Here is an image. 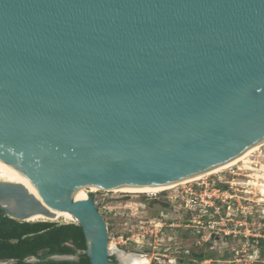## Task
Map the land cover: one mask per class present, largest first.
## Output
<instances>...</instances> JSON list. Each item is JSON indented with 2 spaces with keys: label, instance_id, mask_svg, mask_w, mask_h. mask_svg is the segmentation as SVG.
Returning a JSON list of instances; mask_svg holds the SVG:
<instances>
[{
  "label": "water",
  "instance_id": "1",
  "mask_svg": "<svg viewBox=\"0 0 264 264\" xmlns=\"http://www.w3.org/2000/svg\"><path fill=\"white\" fill-rule=\"evenodd\" d=\"M262 140L264 0H0V161L37 192L0 181V210L69 213L90 264H112L108 228L78 189L180 182Z\"/></svg>",
  "mask_w": 264,
  "mask_h": 264
},
{
  "label": "rangeland",
  "instance_id": "2",
  "mask_svg": "<svg viewBox=\"0 0 264 264\" xmlns=\"http://www.w3.org/2000/svg\"><path fill=\"white\" fill-rule=\"evenodd\" d=\"M250 159L257 171L264 169V143L257 146ZM252 173L238 162L153 195L96 188L85 192L93 197L106 221L109 242L126 253L148 256L150 264H195L191 263L192 253L210 254V259L200 264H264V243L259 242L264 240V195L250 184L254 181ZM10 179L21 177L0 171V181ZM189 188L196 195L185 193ZM221 192L231 195L226 201L230 209L221 203L223 197L215 199ZM212 202L220 207L219 214L212 213ZM48 221L76 223L67 213ZM213 224L229 234L212 230ZM111 257L112 264L120 263L115 253ZM255 258L257 262L251 263Z\"/></svg>",
  "mask_w": 264,
  "mask_h": 264
},
{
  "label": "trees",
  "instance_id": "3",
  "mask_svg": "<svg viewBox=\"0 0 264 264\" xmlns=\"http://www.w3.org/2000/svg\"><path fill=\"white\" fill-rule=\"evenodd\" d=\"M224 186H219L223 189ZM260 244L264 240H259ZM86 239L80 224L50 221L20 222L0 210V261L13 264H90ZM53 255L76 256V260H47ZM192 262L200 264L210 254H191ZM34 257V263L25 260ZM113 260V258L111 257Z\"/></svg>",
  "mask_w": 264,
  "mask_h": 264
},
{
  "label": "bare ground",
  "instance_id": "4",
  "mask_svg": "<svg viewBox=\"0 0 264 264\" xmlns=\"http://www.w3.org/2000/svg\"><path fill=\"white\" fill-rule=\"evenodd\" d=\"M264 143V140L250 146L248 149H246L243 153H241L238 157L233 159L232 161L219 166L217 168H214L212 170H208L207 172L201 173L199 175H196L194 177L182 180L180 182H174L171 184H166V185H156V186H141V187H125V188H120V189H114L115 192H125V193H137V194H156L160 193L166 190H170L174 188L175 186L179 184H184L185 182H191L194 180L201 179L202 177L210 174H215L218 173L222 170L228 169L232 167L233 165L237 164L238 162H242L243 166L245 169L252 171V177L254 178V181L250 182V184L255 185L261 189L262 195H264V169L262 171H257L256 168L252 166L253 161L250 159L251 154L257 149V146ZM0 171L3 172L4 174L16 176V177H21L19 180H8L7 182H13V183H21L25 185L32 193L37 195L36 190L33 188V186L30 184V182L20 173L18 172L15 168L7 165L6 163L0 161ZM248 184V183H247ZM94 188H89V190H92ZM87 189L81 188L78 189L76 192H74L72 199L73 200H84L88 197ZM113 191V190H112ZM63 213L67 212H62V211H56L53 213V215L49 217H44V216H38L34 217L31 220L36 221V220H41L46 218L47 220H41V221H48L51 220L58 215H61ZM69 214V213H67ZM109 249L110 253H115L119 260V264H150V258L145 255H139L136 253H126L123 250H119L118 248L116 249L112 243L109 244Z\"/></svg>",
  "mask_w": 264,
  "mask_h": 264
},
{
  "label": "built area",
  "instance_id": "5",
  "mask_svg": "<svg viewBox=\"0 0 264 264\" xmlns=\"http://www.w3.org/2000/svg\"><path fill=\"white\" fill-rule=\"evenodd\" d=\"M219 189H216V191H215V193H219ZM185 193H189L190 195H196V192H193V190H192V188H189L188 190H186L185 191ZM219 197H223V199L222 198H220L221 199V203H223L224 205H227V208L228 209H230V204H229V202H226L227 201V199H231V195H225L224 193H222L221 192V194H220V196H217L215 199H219ZM193 202H192V204L193 205H195L196 204V202L194 201V200H192ZM210 205V207H212V213L213 214H219V209H220V207L218 206H215L214 205V203L212 202L211 204H209ZM169 226H173L172 224H169ZM210 228L212 229V230H219V231H223V233L226 235V234H229V232H226L225 230H223V229H221V228H216V226H214V224H213V226H210ZM216 234H218V233H216ZM121 238H123V237H121ZM126 240H128V238H126ZM109 244H110V242H109ZM116 247V246H115ZM117 248V247H116ZM125 252V251H124ZM136 254H139V255H143V254H140V253H136ZM256 259V258H255ZM255 259H253V260H251V263H255V262H257V259L255 260ZM205 262V261H204Z\"/></svg>",
  "mask_w": 264,
  "mask_h": 264
},
{
  "label": "crops",
  "instance_id": "6",
  "mask_svg": "<svg viewBox=\"0 0 264 264\" xmlns=\"http://www.w3.org/2000/svg\"><path fill=\"white\" fill-rule=\"evenodd\" d=\"M254 241V240H253Z\"/></svg>",
  "mask_w": 264,
  "mask_h": 264
}]
</instances>
